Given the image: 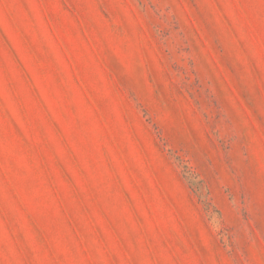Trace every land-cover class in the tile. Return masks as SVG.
I'll return each mask as SVG.
<instances>
[{
	"label": "rangeland",
	"instance_id": "1",
	"mask_svg": "<svg viewBox=\"0 0 264 264\" xmlns=\"http://www.w3.org/2000/svg\"><path fill=\"white\" fill-rule=\"evenodd\" d=\"M0 264H264V0H0Z\"/></svg>",
	"mask_w": 264,
	"mask_h": 264
}]
</instances>
